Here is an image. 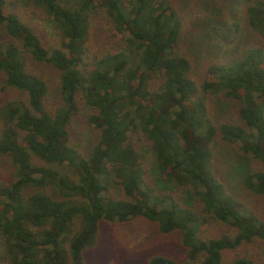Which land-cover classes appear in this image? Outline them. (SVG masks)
<instances>
[{
    "label": "trees",
    "instance_id": "trees-1",
    "mask_svg": "<svg viewBox=\"0 0 264 264\" xmlns=\"http://www.w3.org/2000/svg\"><path fill=\"white\" fill-rule=\"evenodd\" d=\"M201 2L215 32L198 64L180 45L175 0H0L1 88L15 93L0 103V157L13 168L0 179V264H84L101 223L138 217L186 250L184 262L148 264H253L238 250L264 243V220L213 160L216 142L233 146L246 188L264 199V0H245L242 22ZM216 98L235 117L214 120ZM80 114L96 132L86 152L70 135ZM213 223L230 231L209 233Z\"/></svg>",
    "mask_w": 264,
    "mask_h": 264
},
{
    "label": "rangeland",
    "instance_id": "rangeland-1",
    "mask_svg": "<svg viewBox=\"0 0 264 264\" xmlns=\"http://www.w3.org/2000/svg\"><path fill=\"white\" fill-rule=\"evenodd\" d=\"M175 1L184 11L186 21L180 45L199 64L202 59L211 57L214 52L211 43L214 41L212 35L215 30L211 26L201 25L208 11L200 6L201 0ZM217 1L222 7L223 20L237 19L242 22L245 0ZM98 20L103 21V18L99 17ZM33 21L48 38L53 41L58 40V34L50 22L39 17L34 18ZM100 25L92 29L91 36L95 44L101 40L94 39L100 32ZM4 38L5 33L0 27V41ZM40 69L50 81L53 78L55 80L56 72L52 67L41 65ZM14 94V91L1 88L0 79V103ZM213 100L210 103V112L214 120L235 117L232 103L227 100L220 101L219 98ZM70 131L71 141L83 152L89 149L96 138V132L87 125L84 114L77 115L73 119ZM146 156L149 163L151 160L149 152ZM240 165V158L233 146L220 141L215 143L213 167L216 175L232 195L264 220V199L246 188L242 174L246 167ZM248 165L254 166L256 163L251 161ZM12 173L13 168L9 159L0 157V179H8ZM226 231L230 229L220 223H213L208 229V232L213 234ZM238 252L252 259L253 264H264V243L261 241L249 243ZM154 254H165L181 262L186 261L187 258L185 247L180 242L177 232L161 233L154 222L138 217L124 223H101L96 244L84 251V264H148L149 257ZM228 257L227 253L226 259Z\"/></svg>",
    "mask_w": 264,
    "mask_h": 264
}]
</instances>
